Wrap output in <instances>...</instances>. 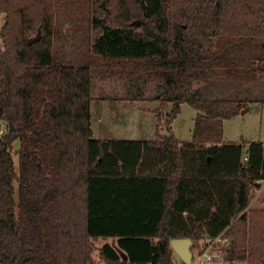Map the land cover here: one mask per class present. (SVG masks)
Here are the masks:
<instances>
[{
	"label": "trees",
	"instance_id": "1",
	"mask_svg": "<svg viewBox=\"0 0 264 264\" xmlns=\"http://www.w3.org/2000/svg\"><path fill=\"white\" fill-rule=\"evenodd\" d=\"M89 4L91 53L76 65L54 56L57 0H0V264H94L98 238L115 239L99 249L104 264H175L172 239L195 248L220 235L224 262L264 264V208L246 210L264 179V143H250L241 162L222 142L223 121L264 99H207L193 88L222 70L264 72V0ZM101 63L164 82L155 99L172 106L169 136L92 138ZM183 103L200 113L192 140L179 142L170 124Z\"/></svg>",
	"mask_w": 264,
	"mask_h": 264
},
{
	"label": "rangeland",
	"instance_id": "2",
	"mask_svg": "<svg viewBox=\"0 0 264 264\" xmlns=\"http://www.w3.org/2000/svg\"><path fill=\"white\" fill-rule=\"evenodd\" d=\"M93 9L89 0H57L53 47L56 61H69L76 65L89 61L91 29L88 28V20L91 16L90 10ZM2 23L3 13H0V28ZM203 44L205 47L212 46L205 39ZM101 64L92 69V138L152 140L157 131L159 134L168 135L167 119L172 106L169 103L161 104L155 99L165 91L164 82L143 74L142 69L132 71L111 64ZM252 76L237 72L231 77L222 70L198 80L193 88L207 99H264V72H259L254 78ZM244 109L247 110L246 114L237 115L223 123V142L239 148L235 157L239 156L241 162L245 161L243 157L250 143H264V103L248 102ZM195 115L196 110L193 107L187 103L181 104L180 112L171 122L172 128L170 127L171 132L180 141L192 139ZM17 148L18 144H15L14 151H17ZM14 164L17 167L16 154ZM252 190V193H257ZM263 199L261 196L257 200L264 201ZM114 243L115 239L112 238L91 240L93 263L104 264L99 258V249L104 244ZM221 246V243L212 246L211 241H200L198 247L191 249L193 258L190 264H230L222 259ZM204 252L210 253L211 258H204ZM172 260L175 264H185L175 252L172 253Z\"/></svg>",
	"mask_w": 264,
	"mask_h": 264
},
{
	"label": "water",
	"instance_id": "3",
	"mask_svg": "<svg viewBox=\"0 0 264 264\" xmlns=\"http://www.w3.org/2000/svg\"><path fill=\"white\" fill-rule=\"evenodd\" d=\"M39 39V34L35 37L29 39L28 43L37 42ZM171 248L173 251L183 260L185 264H190L193 258V253L191 251L193 243L189 238H174L170 241ZM125 258V256H123Z\"/></svg>",
	"mask_w": 264,
	"mask_h": 264
},
{
	"label": "crops",
	"instance_id": "4",
	"mask_svg": "<svg viewBox=\"0 0 264 264\" xmlns=\"http://www.w3.org/2000/svg\"><path fill=\"white\" fill-rule=\"evenodd\" d=\"M247 110L246 109H242L239 113V115H244L246 114ZM200 112L196 110V115L195 117L199 114ZM195 119V118H194ZM225 121V120H224ZM223 121V123H224ZM170 127H171V124H170ZM172 128V127H171ZM172 130V129H171ZM170 133L168 135H162V134H159L160 137H165V136H169ZM174 135V134H173ZM157 137V136H156ZM156 137L152 140H149V139H132L133 141H154L156 139ZM175 137V136H174ZM179 142H184V141H180L177 137H175ZM192 140V139H191ZM190 140V141H191ZM223 142V140H222ZM224 143V142H223ZM247 156V154H245ZM244 155V156H245ZM244 158V157H243ZM263 184H264V179L263 180H260L259 182H255V187H253L254 189V192L257 191V193H253L254 196L252 198V200L250 201L248 207L246 210H255V209H263L264 208V201H259L257 200L259 197H263V194H264V187H263ZM259 195V196H258ZM264 200V199H263ZM213 211V209H212Z\"/></svg>",
	"mask_w": 264,
	"mask_h": 264
},
{
	"label": "built area",
	"instance_id": "5",
	"mask_svg": "<svg viewBox=\"0 0 264 264\" xmlns=\"http://www.w3.org/2000/svg\"><path fill=\"white\" fill-rule=\"evenodd\" d=\"M4 131H5V125H4V123L0 122V137H1V135H2V133ZM246 159H247V156L245 155L244 156V160H246ZM257 182H259V181H257ZM217 243H221L222 245H224V244L227 243V239L224 238L222 235H220V236H218V237H216V238L211 240V245L212 246L214 244H217ZM222 256H223V254H222ZM203 257L209 259V258H211V255L208 252H204Z\"/></svg>",
	"mask_w": 264,
	"mask_h": 264
}]
</instances>
